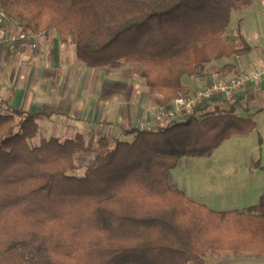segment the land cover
<instances>
[{
	"label": "trees",
	"instance_id": "16d2710c",
	"mask_svg": "<svg viewBox=\"0 0 264 264\" xmlns=\"http://www.w3.org/2000/svg\"><path fill=\"white\" fill-rule=\"evenodd\" d=\"M252 4L0 0L5 16L34 35L74 37L76 58L89 68L140 65L159 107L185 91V77H203L208 64L251 51L226 34L232 14ZM47 116L16 109L0 114V264H208L209 254L264 257V195L244 211H215L171 183L182 158L211 156L232 137L255 132L253 120L215 108L164 127L123 130L134 140L114 148L104 137L95 146L81 135L31 147L36 120ZM80 154L94 158L76 177L70 173Z\"/></svg>",
	"mask_w": 264,
	"mask_h": 264
},
{
	"label": "rangeland",
	"instance_id": "374dc122",
	"mask_svg": "<svg viewBox=\"0 0 264 264\" xmlns=\"http://www.w3.org/2000/svg\"><path fill=\"white\" fill-rule=\"evenodd\" d=\"M254 8L259 11L258 16L264 18V12L260 11L256 1ZM14 23L11 18H8L5 25H0V46L3 50L0 55L1 58L7 56L5 47L11 52L17 51L20 43L16 48L11 49L8 38L11 34L18 33L28 35L23 41L32 43V58H40L49 67L51 61H55V58L58 57L57 53L61 52L63 62V66L50 68L51 72L42 82L45 92H53L52 95H46V106L50 109L59 110L60 114L53 113L54 110H52L48 114L49 117H41L36 120L39 132L35 138L29 140L31 147L38 146L43 139L57 138L60 141L75 139L79 132L88 129L90 132L88 136H92L90 138L94 140L95 146L97 140L104 137L109 141L111 148H114L116 142L124 141V137H121L120 120L123 109L127 112L130 105L141 108L142 117L134 128L142 130L145 118L148 117L147 120H150L152 108L159 107L155 103L156 96L149 94L142 76L143 68L140 65L119 63L110 67L89 68L75 57L76 40L74 37H62L57 31L49 32L50 34H46V37L44 35L38 36L21 27V25L15 26ZM252 33L254 36L258 34L257 30H252ZM257 41L259 47L262 48L264 32ZM24 55L19 54L17 57L21 58ZM209 66L202 72L204 75L209 74L211 76L209 82L216 77L225 78L229 75L230 71L220 70L211 64ZM68 68H72V71L69 72ZM12 74V79L9 81L12 88L24 87L27 84L31 86L29 95L37 92V81L34 80L28 84V81L23 80V76H18L17 71L15 73L13 71ZM203 87L197 88L194 92ZM194 92L183 91L182 94L188 95ZM261 93L252 92L248 101L242 99L241 96L238 105L231 108L211 104L207 110H200L196 114L200 118L207 113H213L215 108L222 112L233 110L234 113H239L240 117L253 120L258 124V128L248 136H234L223 142L209 157H185L180 160L178 166L171 171V183L184 192L186 196L188 193L189 198L194 199L193 201L203 204L210 203L212 200L213 204L209 205L215 211H244L259 203V193L264 189V172L253 171V169L257 165L255 164V155L260 156L262 154L264 92ZM10 97L11 94L9 93L0 100V114L9 113L6 108L9 105ZM92 99L95 100L92 107L95 111L100 112L102 117H98L95 121L91 120V122L82 120L83 124L74 125L72 123L73 125L68 126L67 120L70 118L68 115L73 116V111L80 106L87 110ZM3 101L5 104L2 103ZM24 112L26 111L24 110ZM16 120L18 123L21 117H16ZM62 122L67 123V125L63 126ZM157 126L164 127L167 125L156 124L149 129ZM131 127L132 125L128 129H132ZM124 130L127 129L124 128ZM89 140L86 139L85 142ZM93 158V154L77 155L75 160L77 170L71 172L70 175L84 176L85 170ZM248 165H250V169ZM205 260L208 264H264V257H254L242 253H228L220 256L209 254Z\"/></svg>",
	"mask_w": 264,
	"mask_h": 264
},
{
	"label": "crops",
	"instance_id": "0c3cea01",
	"mask_svg": "<svg viewBox=\"0 0 264 264\" xmlns=\"http://www.w3.org/2000/svg\"><path fill=\"white\" fill-rule=\"evenodd\" d=\"M255 1L256 3H258L260 9V5H259L260 0H253V4L249 9L241 12H234L232 14L231 24L229 25L226 34L227 39L233 41L234 43H239V41L244 40L247 43V45L251 48V51L241 56L234 55L231 57H223L211 63V66L214 65L215 68H218L220 70H222L223 67L226 65L231 66L233 69L227 70L230 72L228 73L229 75L225 77L228 76L238 77L243 74H251V73L259 72L264 69V45L262 48L259 47V43L257 41L260 35L263 34L264 32V18H260L258 16L257 13H259V11H257L254 8ZM252 30L255 31L257 30L258 32L257 36L253 35ZM52 32L53 31H51L50 33ZM46 34L48 33L40 34L38 36L44 35V37H46ZM47 48L49 49V46ZM5 50L7 56H5V58L0 57V100L5 98L7 94L9 93L11 94L10 100H8L9 105H7L6 108L8 112L10 109H16V110H25L26 112L31 114H37L40 112H46L47 114H49L50 111L52 112V110H54L53 113L60 114L59 110L50 109L46 106V101H47L46 95L49 96L51 93L53 94V92L51 91L45 92L43 90L44 85H42V82L46 80L47 76L51 72L49 70L50 68L52 69L55 67L63 66L61 52L57 53L58 57L55 58V61L52 60L50 66L48 67L46 63L44 64L43 61L40 60V58L31 57V51L33 50L32 43L20 42L16 52L9 51L7 47H5ZM2 52L3 50L0 46V55L2 54ZM16 54L18 55L25 54V55L20 58L17 57L18 55ZM209 65L210 64L207 65V68ZM63 68L65 69V67ZM68 70L70 72L72 71V68H68ZM13 71L14 73L17 71L18 76L20 75L23 76V80L28 81V84H31V81L34 80L37 81L38 84V87L36 88L37 92L30 93L29 95L31 86L30 85L28 86L27 84L24 87L12 88L9 85V81H11L12 79ZM210 79L211 76L209 74L197 78L185 77L183 80L185 91L194 92L197 88H200L201 86L203 87L204 85L206 86L209 83ZM38 89H40V91H38ZM252 92L255 91H250L248 94L243 95L241 98L242 99L244 98V100L248 101L250 95H252L251 94ZM261 92L263 91H259L260 94H262ZM94 102L95 100L92 99L89 108L87 110H84L83 107L80 106L79 108L73 111L74 112L73 116L68 115L70 117L67 120L69 123L68 126L73 125L72 123H74V125L83 124L82 120L91 122V120L95 121L98 119V117H102L100 112L95 111L94 107H92L94 106ZM2 103L5 104L4 101ZM128 108L129 110L127 112L125 109H123L120 116L121 137H124V141L132 142L134 140V137H127L123 135V130L124 128L128 129L130 125H132L131 128L136 127L137 126L136 124L140 122V119L142 117L141 116L142 111L141 108L137 107L136 105L135 106L130 105V107ZM235 114L237 116H240V114L237 112ZM57 117H61V116H57ZM62 125L65 126L67 125V123L62 122ZM257 128H258V124H257ZM89 133L90 132L88 131V129H86L83 132H79L78 135H81L84 138V140H86V139H91L90 137H92L91 135L88 136ZM261 148H262V154L260 156L255 155V159H256L255 164L257 165L254 167L253 171L264 172V157H263L264 134L262 135ZM249 166L250 165H248V167ZM263 194H264V189L263 191H261V193H259V200L263 196ZM191 199L194 200L193 198ZM203 204L210 207L209 204H213V202L212 200H210V203L206 202Z\"/></svg>",
	"mask_w": 264,
	"mask_h": 264
},
{
	"label": "built area",
	"instance_id": "2783aa9c",
	"mask_svg": "<svg viewBox=\"0 0 264 264\" xmlns=\"http://www.w3.org/2000/svg\"><path fill=\"white\" fill-rule=\"evenodd\" d=\"M260 10L264 12V0L259 2ZM8 18L0 7V25H5ZM13 21V20H11ZM15 22V21H13ZM18 25V23H14ZM29 34V33H28ZM28 35L14 33L9 36L10 48L14 49L20 42H24ZM30 36V35H29ZM250 91L264 92V69L251 73L243 74L238 77H216L205 87L192 94H180L179 97L165 107L152 108L150 120L146 117L142 124V130H148L156 124H170L180 122L190 117L196 116L200 110L211 104L217 106L224 105L228 108L237 106L240 97ZM216 107V106H215Z\"/></svg>",
	"mask_w": 264,
	"mask_h": 264
}]
</instances>
